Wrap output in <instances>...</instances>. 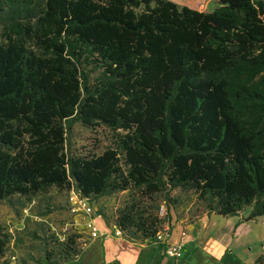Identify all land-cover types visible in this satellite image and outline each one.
I'll return each mask as SVG.
<instances>
[{
  "label": "trees",
  "instance_id": "obj_1",
  "mask_svg": "<svg viewBox=\"0 0 264 264\" xmlns=\"http://www.w3.org/2000/svg\"><path fill=\"white\" fill-rule=\"evenodd\" d=\"M263 115V0H0V201L56 187L176 203L180 189L208 214L264 216ZM76 121L114 146L67 150ZM158 223L138 197L114 220L140 241ZM79 234L43 237L37 264L77 256ZM10 240L0 225V258Z\"/></svg>",
  "mask_w": 264,
  "mask_h": 264
},
{
  "label": "rangeland",
  "instance_id": "obj_2",
  "mask_svg": "<svg viewBox=\"0 0 264 264\" xmlns=\"http://www.w3.org/2000/svg\"><path fill=\"white\" fill-rule=\"evenodd\" d=\"M173 1L204 11L217 7V0ZM98 72L92 71L91 77L97 76ZM257 128H264V115ZM114 139L115 133L104 125L89 128L76 121L68 133L66 146L67 150L72 152L98 154L114 146ZM137 193L134 189H129L106 196L91 197L89 201L98 220L104 226L112 227L117 210L124 203L138 197L144 202L146 209L157 216L158 231H162L165 226L170 228V223L176 224L179 220L189 222L204 208V203L193 190H173L170 197L176 198V203L166 200L162 194H156L152 198H141ZM69 194L70 189L51 187L46 192L29 198L14 195L0 201V225L3 231L11 235L4 255L0 258V264H23L24 260L27 264H37L43 256V237L49 234H54L62 240L69 234L80 232L77 242L82 247L88 234L82 228L83 217H75L69 211ZM240 214L244 218L247 217L248 209L241 211ZM257 222L264 225V217ZM121 235L124 236L122 233Z\"/></svg>",
  "mask_w": 264,
  "mask_h": 264
},
{
  "label": "crops",
  "instance_id": "obj_3",
  "mask_svg": "<svg viewBox=\"0 0 264 264\" xmlns=\"http://www.w3.org/2000/svg\"><path fill=\"white\" fill-rule=\"evenodd\" d=\"M263 217H224L203 208L189 222L170 223L166 242L183 241L179 260L164 254L165 243L116 235L114 225L107 227L98 220V235L87 233L80 253L62 264H253L264 252V225L257 222Z\"/></svg>",
  "mask_w": 264,
  "mask_h": 264
},
{
  "label": "built area",
  "instance_id": "obj_4",
  "mask_svg": "<svg viewBox=\"0 0 264 264\" xmlns=\"http://www.w3.org/2000/svg\"><path fill=\"white\" fill-rule=\"evenodd\" d=\"M69 211L75 217H83V230L89 234L90 237H95L100 232L98 224V216L91 205L89 198L82 196L74 189L70 190L68 198ZM77 219V218H76ZM76 219L74 222H76ZM114 233L116 235L121 234V231L115 227ZM170 235V228L165 226L162 231H157L152 240L164 244V254L171 259L179 260L183 257V241L166 242ZM181 236H185V232H181Z\"/></svg>",
  "mask_w": 264,
  "mask_h": 264
}]
</instances>
